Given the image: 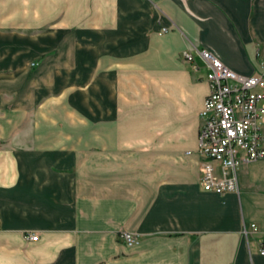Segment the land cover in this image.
<instances>
[{"label":"crops","instance_id":"0c3cea01","mask_svg":"<svg viewBox=\"0 0 264 264\" xmlns=\"http://www.w3.org/2000/svg\"><path fill=\"white\" fill-rule=\"evenodd\" d=\"M198 50L259 74L264 0H0V264H264V159L199 184Z\"/></svg>","mask_w":264,"mask_h":264},{"label":"built area","instance_id":"2783aa9c","mask_svg":"<svg viewBox=\"0 0 264 264\" xmlns=\"http://www.w3.org/2000/svg\"><path fill=\"white\" fill-rule=\"evenodd\" d=\"M196 55L206 69L209 85L199 113V184L205 192L238 194L241 166L264 159V62L259 74L243 76L208 51L198 50ZM182 59L197 69L191 53L183 52ZM251 228L256 230L254 224ZM120 238L127 246L138 242L129 232L120 233ZM27 240L36 242L38 236L28 234Z\"/></svg>","mask_w":264,"mask_h":264},{"label":"rangeland","instance_id":"374dc122","mask_svg":"<svg viewBox=\"0 0 264 264\" xmlns=\"http://www.w3.org/2000/svg\"><path fill=\"white\" fill-rule=\"evenodd\" d=\"M125 126L129 127V123L125 124ZM128 134H129V132H128ZM121 140L122 141H119V146L122 144V146L124 145L123 148L125 147V145L129 148V135H127V133H125V131L123 134H121ZM51 145L55 146L56 144L52 143ZM119 150H121V149H119Z\"/></svg>","mask_w":264,"mask_h":264}]
</instances>
